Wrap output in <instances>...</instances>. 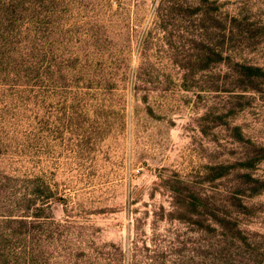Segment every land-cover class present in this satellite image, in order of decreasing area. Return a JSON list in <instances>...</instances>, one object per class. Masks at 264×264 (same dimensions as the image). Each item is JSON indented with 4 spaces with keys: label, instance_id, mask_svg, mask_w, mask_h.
Wrapping results in <instances>:
<instances>
[{
    "label": "rangeland",
    "instance_id": "374dc122",
    "mask_svg": "<svg viewBox=\"0 0 264 264\" xmlns=\"http://www.w3.org/2000/svg\"><path fill=\"white\" fill-rule=\"evenodd\" d=\"M0 264H264V0H0Z\"/></svg>",
    "mask_w": 264,
    "mask_h": 264
}]
</instances>
